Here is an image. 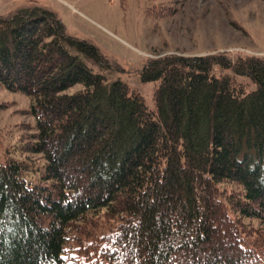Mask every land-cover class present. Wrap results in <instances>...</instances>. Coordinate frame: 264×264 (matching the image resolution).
<instances>
[{"label":"trees","instance_id":"16d2710c","mask_svg":"<svg viewBox=\"0 0 264 264\" xmlns=\"http://www.w3.org/2000/svg\"><path fill=\"white\" fill-rule=\"evenodd\" d=\"M85 59L110 68L52 10L0 16V88L31 100L43 161L0 160V264H264L242 223L264 221V58L150 59L154 110Z\"/></svg>","mask_w":264,"mask_h":264},{"label":"rangeland","instance_id":"374dc122","mask_svg":"<svg viewBox=\"0 0 264 264\" xmlns=\"http://www.w3.org/2000/svg\"><path fill=\"white\" fill-rule=\"evenodd\" d=\"M4 4L0 3L1 16L34 5L55 12L70 36L94 44L110 64L103 70L85 59L87 67L109 81L125 82L149 110H154L157 83L141 81L139 71L150 59L219 53L264 58V0H6ZM237 81L248 84L242 78ZM82 88L75 85L66 92ZM30 103L26 96L0 88V160L29 158L42 165L40 155L23 148L35 133ZM242 223L251 231H264V221ZM112 225L100 218L91 230L104 231Z\"/></svg>","mask_w":264,"mask_h":264},{"label":"crops","instance_id":"0c3cea01","mask_svg":"<svg viewBox=\"0 0 264 264\" xmlns=\"http://www.w3.org/2000/svg\"><path fill=\"white\" fill-rule=\"evenodd\" d=\"M4 1L6 2V0H0V3L3 5L4 4ZM0 16H1V14H0Z\"/></svg>","mask_w":264,"mask_h":264}]
</instances>
